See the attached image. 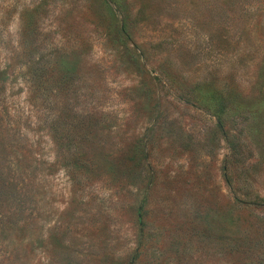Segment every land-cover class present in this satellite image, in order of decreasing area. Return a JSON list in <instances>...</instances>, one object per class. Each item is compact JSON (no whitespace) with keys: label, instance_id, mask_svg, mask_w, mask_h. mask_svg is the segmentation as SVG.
<instances>
[{"label":"rangeland","instance_id":"1","mask_svg":"<svg viewBox=\"0 0 264 264\" xmlns=\"http://www.w3.org/2000/svg\"><path fill=\"white\" fill-rule=\"evenodd\" d=\"M0 110V264H264V0H0Z\"/></svg>","mask_w":264,"mask_h":264},{"label":"trees","instance_id":"2","mask_svg":"<svg viewBox=\"0 0 264 264\" xmlns=\"http://www.w3.org/2000/svg\"><path fill=\"white\" fill-rule=\"evenodd\" d=\"M7 116L0 110V206L7 207L9 210L5 217L12 219L11 224H19L25 214L24 206L27 201L28 191H25L26 184L21 186L11 177L5 175L4 168L10 163L12 156V136L10 127L7 123ZM11 167V165H9ZM9 166H6L9 168ZM10 171V170H9ZM21 217V218H20Z\"/></svg>","mask_w":264,"mask_h":264}]
</instances>
